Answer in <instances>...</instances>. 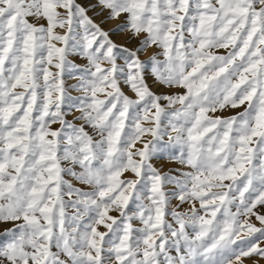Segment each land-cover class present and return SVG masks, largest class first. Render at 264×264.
Instances as JSON below:
<instances>
[{
  "label": "snow or ice",
  "instance_id": "6c2138e0",
  "mask_svg": "<svg viewBox=\"0 0 264 264\" xmlns=\"http://www.w3.org/2000/svg\"><path fill=\"white\" fill-rule=\"evenodd\" d=\"M0 264H264V0H0Z\"/></svg>",
  "mask_w": 264,
  "mask_h": 264
},
{
  "label": "rangeland",
  "instance_id": "374dc122",
  "mask_svg": "<svg viewBox=\"0 0 264 264\" xmlns=\"http://www.w3.org/2000/svg\"><path fill=\"white\" fill-rule=\"evenodd\" d=\"M239 110H242V109H238V110H226L223 115L225 116H230V115H234L236 111H239ZM160 167H163L165 171L168 170V168H172V167H175V165L171 164V163H167L165 162L164 164H161V165H158Z\"/></svg>",
  "mask_w": 264,
  "mask_h": 264
}]
</instances>
